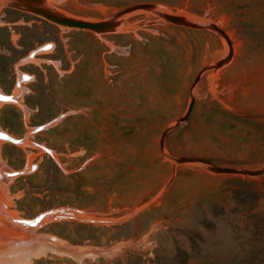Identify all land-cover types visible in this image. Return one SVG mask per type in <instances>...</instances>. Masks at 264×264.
<instances>
[{
  "label": "rangeland",
  "instance_id": "374dc122",
  "mask_svg": "<svg viewBox=\"0 0 264 264\" xmlns=\"http://www.w3.org/2000/svg\"><path fill=\"white\" fill-rule=\"evenodd\" d=\"M144 2L217 26L231 60L217 33L148 11L95 33L0 0V159L18 173L0 197L23 218L65 209L0 226V264L58 244L25 264H264V0L48 6L100 24Z\"/></svg>",
  "mask_w": 264,
  "mask_h": 264
},
{
  "label": "bare ground",
  "instance_id": "6f19581e",
  "mask_svg": "<svg viewBox=\"0 0 264 264\" xmlns=\"http://www.w3.org/2000/svg\"><path fill=\"white\" fill-rule=\"evenodd\" d=\"M1 2L4 4H2L3 6L6 5V7H10V8H15V9H18L19 11H23L25 13H29V14H32V15H35L34 13H32V11H35L36 13H40V14H45L47 16H49L50 18H56V19H60V20H70V21H80V22H88V23H95V24H99V23H96V22H90V21H85V20H81V19H78V18H75L73 16H67V15H64L62 14L61 12H58V11H54L53 9L49 8L48 6V3H49V0H36V1H30V0H1ZM54 4V3H52ZM142 4H145V5H148L145 9H139V10H135L131 13H128V14H125V15H122L120 13H116L114 14L108 21H106L105 23L108 24V29L104 32H112V31H115L119 28V25L122 24L125 20V17L127 15H130V14H133L135 12H138V11H148L150 13H153L157 16H160L163 20H165V18H177V21L179 22H183L186 24V26H188L190 29H196V26H200V27H205V28H210L209 25H212L210 23H207V21L205 22V20H200V19H197V20H186L187 18H184L182 16L178 17L176 16L177 14L173 15L171 13H168L166 10L162 9V8H157L155 7L153 4H150V3H138V4H134L132 6H135V5H142ZM58 5V4H57ZM130 6V7H132ZM129 7H126L124 9H127ZM122 9V10H124ZM120 10V11H122ZM119 11V12H120ZM70 15V14H68ZM36 16H39V15H36ZM40 17V16H39ZM42 18V17H41ZM179 18V19H178ZM44 19V18H43ZM45 20V19H44ZM166 21V20H165ZM49 22V21H48ZM168 22V21H167ZM209 22V21H208ZM52 23V22H51ZM179 26V25H178ZM66 28V27H65ZM67 28H71V27H67ZM101 35V34H100ZM222 38V37H221ZM222 40L224 41V43L226 44V41L222 38ZM227 46V44H226ZM227 49H228V46H227ZM229 53V52H228ZM228 58V56H227ZM226 61H228L226 59ZM223 64V63H222ZM203 72H201L199 75L201 76ZM199 76V77H200ZM20 85V84H19ZM19 88V87H18ZM1 90V89H0ZM16 92H14V95L10 98L13 101H16L17 102V97H16V94L19 92V89H15ZM21 92V91H20ZM22 93V92H21ZM0 95H1V92H0ZM21 94H17L19 100L20 99V96ZM2 98V97H0ZM7 100V98H5ZM9 99V98H8ZM5 101V100H4ZM0 137L1 139H7V138H10V140L12 141L14 138L11 136V135H8L6 134L5 132H2V130L0 129ZM13 138H11V137ZM13 142V141H12ZM17 142V141H16ZM4 163V162H3ZM8 169V168H7ZM4 165L2 164L1 162V159H0V194H2V192L5 191V188H6V182L9 183L10 179L15 177L16 175H18V173H16V171H10V170H7ZM12 180V179H11ZM11 182V181H10ZM7 191V190H6ZM8 192V191H7ZM6 199V198H5ZM6 201V200H5ZM6 204L4 203L3 199H1L0 197V226L2 228H7L9 227L10 229H13L15 230L16 232H27V233H30V231L34 228H38L40 227L42 224H44V222L46 221V219L48 218V216L50 215H53L54 213L57 215H60L65 209H61V210H58L57 212L55 210H51V211H47V212H43L41 213L40 215H37L33 218H23V217H20L16 214H13L9 211L6 210ZM13 212V211H12ZM57 215V216H58ZM28 219V220H27ZM53 219V218H52ZM51 220V219H50ZM40 224V225H39ZM9 232V231H8ZM21 234L18 233L17 236H20ZM45 239V238H44ZM53 244V243H51ZM54 245V244H53ZM64 245V244H63ZM60 246V244H58V249H53V248H47L46 246H39V248L37 247L36 250H34L32 253H29L28 255H26L24 257V262L27 263V261L31 260L32 258H35L37 256H40V255H44L46 254L47 252H51L52 253H55V254H59L60 255H66L68 253V251H64V250H60V249H65L67 250L66 247H63ZM48 246V245H47ZM121 246V245H120ZM126 246V245H125ZM133 246V245H130V247ZM57 247V246H56ZM116 248V247H115ZM112 248L114 249L115 253L116 252H119V251H116L118 248ZM120 248V247H119ZM134 248H135V245H134ZM121 249V248H120ZM108 250V249H107ZM77 251V250H76ZM80 252V251H79ZM82 252V251H81ZM109 251H105V252H94V253H89V254H85L87 255V257H91V258H97V256L99 255H104V257L106 256V254L108 253ZM70 253V252H69ZM111 254V252H109ZM68 256V255H67ZM71 257H73L72 255H70ZM109 256V255H108ZM69 257V256H68ZM77 257V256H75ZM74 257V258H75ZM81 257V256H79ZM110 257V256H109ZM82 258V257H81ZM36 259V258H35ZM112 259V258H111ZM31 262V261H30ZM22 263V262H21ZM24 263V264H25ZM17 264V262H16ZM30 264V263H29Z\"/></svg>",
  "mask_w": 264,
  "mask_h": 264
},
{
  "label": "water",
  "instance_id": "95a60500",
  "mask_svg": "<svg viewBox=\"0 0 264 264\" xmlns=\"http://www.w3.org/2000/svg\"><path fill=\"white\" fill-rule=\"evenodd\" d=\"M30 1H36V0H30ZM147 6L148 5H145V4L135 5V6L129 7L127 9H124V10L117 12V13L125 15V14L131 13L135 10L145 9ZM32 13H34L35 15H39L40 17L44 18L46 21H49V22H52L56 25H60V26H64V27H71V28L80 29V30H87V31L95 32V33H104V31H106L108 29L107 23L95 24V23L80 22V21L60 20V19H56V18H50L49 16H47L45 14H40L38 12L36 13L35 11H32ZM165 20L170 22V23L179 25L181 27L189 28L188 26H186L185 23L180 22V21L178 22L177 18H175V19L174 18H170V19L165 18ZM209 27H210V28H208L209 30L217 33L220 37H222L227 42L228 47H229V53H228V58H227L228 61L227 62H229L232 58L233 49H232V45H231L230 40L228 39L227 34L215 25H209ZM201 28H203V27L196 26V29H201ZM199 76L200 75H198L197 78L195 79V83L198 81ZM192 108H193V104L191 103L187 115L181 121H185L189 117ZM213 170L217 173L246 174V175H255L256 174L254 172H244L243 173V172L235 171L232 169H224V168H216ZM105 251L106 250H103V249H95L94 250V252H105Z\"/></svg>",
  "mask_w": 264,
  "mask_h": 264
},
{
  "label": "trees",
  "instance_id": "16d2710c",
  "mask_svg": "<svg viewBox=\"0 0 264 264\" xmlns=\"http://www.w3.org/2000/svg\"><path fill=\"white\" fill-rule=\"evenodd\" d=\"M40 215V214H39Z\"/></svg>",
  "mask_w": 264,
  "mask_h": 264
}]
</instances>
